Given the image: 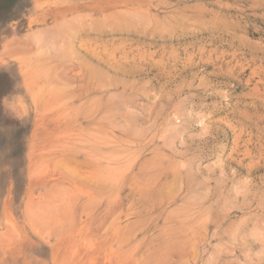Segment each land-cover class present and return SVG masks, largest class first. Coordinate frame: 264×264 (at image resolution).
I'll return each mask as SVG.
<instances>
[{
  "label": "rangeland",
  "instance_id": "rangeland-1",
  "mask_svg": "<svg viewBox=\"0 0 264 264\" xmlns=\"http://www.w3.org/2000/svg\"><path fill=\"white\" fill-rule=\"evenodd\" d=\"M0 264H264V0H0Z\"/></svg>",
  "mask_w": 264,
  "mask_h": 264
}]
</instances>
